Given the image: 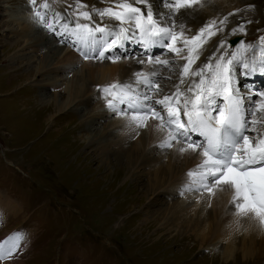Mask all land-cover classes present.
<instances>
[{"label": "rangeland", "instance_id": "obj_1", "mask_svg": "<svg viewBox=\"0 0 264 264\" xmlns=\"http://www.w3.org/2000/svg\"><path fill=\"white\" fill-rule=\"evenodd\" d=\"M89 1L80 0V3L87 5V9L80 10L92 13L93 26L99 24L113 29L118 25V21L108 16L101 19L93 11L115 7L114 0ZM43 2L44 0H37V6ZM47 2L52 12L61 13L67 20L75 23L76 17L69 16L68 13L76 10L77 0ZM99 3L101 6H98ZM242 3V9L251 10L257 17L252 19L248 14H240L243 19L235 18L245 25L246 34L239 32L231 39L223 38L225 49L238 46H234L237 44L235 37H241L242 41H245L254 36V46H259L260 38L264 37V0H243ZM50 10L48 14H53ZM23 15L25 21L18 23L16 16ZM232 19L233 17H229L230 21ZM249 20L252 23H247ZM113 21L117 25H113ZM37 24L33 19L30 0H0V247L6 253L5 257L0 259V264H264V226L251 214H237L235 218L230 213L233 212L230 208L231 198L224 195V191H217L216 196L207 195V201L211 200L208 208L211 210L214 206L218 207L217 216L220 222L214 227L209 226L202 232L194 230L189 224L183 227L181 223H164V217L169 219L171 216L170 205L186 198H189V204L185 210L189 213L187 219H190V213L194 211L193 205L197 202L193 197H203L206 192L202 194L185 191L186 185L192 179L188 172L197 162H202V157H194L184 162L186 155H191L179 153L176 148L180 145L173 144L171 148L160 147L163 138L157 130L159 121L149 117L147 127H136V130L128 132V135L132 140L143 139V132L150 129V144L143 148L147 151L153 150L155 157H160L159 162L154 165L155 168L167 166L170 161H174L172 155L175 152L180 154H175L176 164L172 167L180 164L184 170L174 174L172 181L182 180L183 187L178 186L175 191H170L168 187L158 191L157 197L156 192H147L146 185L152 175L148 172L152 167L137 171L134 173V179L125 169L110 175V167L116 163L114 157L112 163L105 167L104 157L95 158L100 151L95 150L93 145L87 146L90 137L96 133L100 134L103 127L110 122L119 121L132 125L131 115H121L119 111L108 107L107 101L111 97H106L102 90L110 83L123 81L136 70L135 61L130 59H134V56L147 58V55H152L166 57L174 62L170 65L172 71H169L168 67H162L169 75L163 76L161 82H158L162 91L156 95L157 98L165 95L163 88L167 85L166 82L173 84L175 77L179 79L185 61L174 53H166L163 48L157 51L159 46L150 48L146 53L143 44L138 42V37L130 39L124 47L115 50L116 54L121 52V60L126 59L125 61H81L84 58L78 49H88L79 42L73 46L74 38L71 36L64 46L58 45L52 37L53 40L50 41L53 44H45L40 47V51H31L34 49L31 46L26 48L27 53L35 56L34 60L28 62L26 56L30 55L25 56L20 49L27 44V39L21 35L32 32V28V33L41 35L38 37L41 39H45L49 33L54 35L46 27H38ZM191 33L192 31L189 35ZM106 38V35L100 36L101 40ZM210 44L213 45L214 40L210 41ZM127 47H131L130 53L126 51ZM53 49H62L64 56L59 62L53 60L51 70H55L53 75L58 84H48L45 92L40 81L46 72L38 75L36 67L40 65L42 54H48ZM252 59L258 60L259 64V47L252 49L248 60ZM86 62L96 65H126L128 69L123 72L121 68V73H117L115 81L100 84L90 80L94 83L89 86V90L78 99L75 97L76 100L72 97L65 103L72 101V107L57 113L48 104V100L50 102V97L57 95L65 101L68 93L67 89L62 87L63 82L74 80L75 83V79L80 75L79 69ZM67 64L73 67L68 72L65 68ZM245 81L247 83L242 89L245 96H248L247 92H253L250 94L252 98L259 99L256 92L264 90V73L256 70L255 74L247 76ZM84 96L91 99L89 104L81 107ZM218 103H221V98H218ZM116 107L127 111L126 105L117 104ZM72 109L80 111L78 114L83 118L89 115L91 118L94 113L98 115L99 112L104 115L102 119H98L101 122L99 127L90 128L88 131L80 129L81 120L74 118ZM138 130L141 135H138ZM122 166L124 167V164ZM138 176L142 179L141 182L136 180L140 179ZM157 179L162 177L158 176ZM181 182L177 184L180 185ZM229 194L232 197L231 191ZM218 197L222 203H217ZM153 200L160 203L153 204ZM246 224L249 227L245 230ZM18 232L22 239L15 235ZM234 236L237 238L235 244ZM224 246H227L226 256L222 254ZM10 249L13 251L8 255Z\"/></svg>", "mask_w": 264, "mask_h": 264}, {"label": "snow or ice", "instance_id": "obj_2", "mask_svg": "<svg viewBox=\"0 0 264 264\" xmlns=\"http://www.w3.org/2000/svg\"><path fill=\"white\" fill-rule=\"evenodd\" d=\"M159 2L168 9L167 14L154 9L150 0H134V3L115 0V7L93 9L101 19L108 16L118 21L116 30L99 24L93 26L92 13L80 10L87 7L80 0H77L76 10L68 13L76 17L74 25L58 12L49 17L47 0L39 6L37 0H30L33 19L54 34L74 37L73 46L76 42L83 44L88 51L78 50L85 60L108 59L115 63L123 58L115 50L124 47L134 37H138L146 53L159 46L166 53H174L183 59L185 63L180 70L179 82L174 85L175 91L155 98L162 91L158 83L159 71H136L134 80L103 87L106 97H111L107 101L108 107L121 115L130 114L131 122L137 128L147 127V121L152 117L159 121L157 130L166 131L160 147L171 148L177 144L181 154L193 153L202 157L196 169L188 172L192 179L185 191L215 196L217 191L229 189L236 213L242 216L251 214L264 226V90L256 92L259 99L254 100L241 91L238 79L233 86L234 72L249 76L257 70V61H249L243 55L248 49L259 47L261 59L258 67L264 73V37L260 38L259 46L241 41L240 47L231 53L226 51L221 40L207 62L193 69L192 65L203 53L202 46L211 36L222 32L230 23L229 17L241 10L213 18L199 27L196 35H189L191 30L186 23L187 17L177 20V14L182 10L203 7L202 0ZM81 20L87 22L82 23ZM231 31L233 35L237 32L246 34V27L240 24ZM104 35L107 38L101 40L100 36ZM136 62L145 64L143 58ZM147 63L168 67L172 71L170 65L174 62L148 55ZM186 80L189 86L182 90ZM141 86L146 89L143 93L139 91ZM218 98H222L221 103H218ZM117 104L126 105L127 111L117 109ZM156 105L160 108L157 109ZM193 134L202 139H193ZM15 235L22 239L19 232ZM12 251L10 249L7 254ZM5 255L0 247V259Z\"/></svg>", "mask_w": 264, "mask_h": 264}, {"label": "bare ground", "instance_id": "obj_3", "mask_svg": "<svg viewBox=\"0 0 264 264\" xmlns=\"http://www.w3.org/2000/svg\"><path fill=\"white\" fill-rule=\"evenodd\" d=\"M91 1H93V0H90L89 2H91ZM114 2H115V0H114ZM129 2L134 3V0H129ZM150 2L153 3L154 9H158L160 12L167 14L168 9L166 7H163L160 4L159 0H150ZM202 2H203V7H194L193 9L182 10L181 13L177 14V20H179L182 17H187L186 23L188 24V27L192 31L191 35H196L198 33L199 27H201L203 24L207 23L209 20H211L213 18H222L223 16L227 15L229 12H234L237 9H240L241 11L239 13H237V15L231 16V17H233V19H232V21H230V23L227 25V27L224 28V30L222 32H217L215 35L211 36V38H209L207 41L208 43H206V44H204V46H202L203 47V53L200 56V58L198 60H196L195 63L192 65L193 69L200 67L205 62H207V58L210 55H212V53L219 46V42L223 38L231 39L234 36L239 34V32H237L236 34L233 35L232 31H231L234 27H237L238 25H240L242 23V21L241 22L236 21L235 18L238 20L243 19L242 17H240V14H248L249 16H251L252 19H255L257 17L254 13L251 12V10L245 11L244 9L241 8L244 5L242 3L243 0H202ZM94 5H98V4H94ZM98 6H101V3H99ZM138 6H140L142 8L145 7L144 5H138ZM28 13H30V12L28 11ZM48 13H49V11H48ZM48 13H47V15L49 17H51L52 14H48ZM231 17H230V19H231ZM15 20H17L18 23L24 22L25 21V15H23L22 17L16 16ZM18 20H21V21H18ZM29 24H31L30 21H29ZM37 25L39 27L40 24H37ZM113 25H117V24L113 21ZM118 27H119V23L114 29L118 30ZM33 30H34V28H32L31 31L33 32ZM32 32H26L25 34L21 35V36H23V38L27 39L26 40L27 44L20 48L22 54H24L25 56L30 55V53H27V51H26V48H28V47L30 48V46H31V48L34 47V49H31V51H34L36 49H37V51H40V47L44 46L45 44H47V43L53 44L52 41H50V40H53L52 37L57 41L58 45H63V46L71 38V35H68V34H66L64 37H61L60 35L54 36V35H56L54 33H53L54 35L52 36L49 33L48 34L49 36L47 35L45 39H41V38H38L41 35H34ZM253 37L254 36H250L248 40L245 39V41H243V42L245 44H252L253 45ZM64 38H66V39L64 40ZM72 38H74V37H72ZM212 40H214L213 45L210 44V41H212ZM235 40H236L237 44L233 43V42H232V44H236L234 46H237V45L238 46L236 48L233 47L230 49H226V51H229L228 53L234 52V51H236V49L238 47H240V42L242 41V38L241 37H235ZM16 41H18V43H19V39H17ZM208 46H212V47L208 48ZM126 51L128 53H130L131 47H129V48L127 47ZM257 53H258V51H257ZM120 54H121V52H120ZM251 54H252V49H248L246 52L243 53V55L247 59H248V57H250ZM254 54H256V53H254ZM33 55L34 54H31L30 56H26V59L28 62L31 60H34L35 56H33ZM217 55H219V53H217ZM19 56H18V58H19ZM63 56H64V53H63L62 49L61 50L53 49L52 51H49L48 54H46V53L42 54L41 59H40V65L38 67H36L37 68L36 72H39L38 75L41 72H46V74H47L46 75L44 73L45 75L43 78H41L42 81H40V82H42V84H40V85H41V87H43V89H45V92L47 91L46 86H48V84L57 83V81L54 79V75H53L54 74L53 72L55 70H53V71L51 70L53 68V67H51L53 60L54 61L58 60V62H59L62 60ZM252 56H254V55H252ZM144 57L134 56V59H130V60L135 61L136 65H137L136 70L132 69L134 72H132L129 76L125 77L123 81H119L116 83H123L125 81L134 80L135 79L134 73L136 71L148 72V71L158 70L159 71L158 82H161V78L163 76L169 75L168 71L164 70L162 67H160V66L158 67L157 65H149L147 63V58H144ZM78 58L81 59L79 55H78ZM139 58H143L145 60V64L137 63L136 61ZM160 59H166V57H164V58L160 57ZM88 60L91 62L100 61V62L113 63L112 61H110L108 59H104V60L88 59ZM125 60L126 59H123V60L117 61L115 63L125 61ZM81 61H87V60L81 59ZM258 65L259 64L257 63V70H259ZM25 67H27V66H25ZM65 68H66V72H68V70L72 69L73 67H72V65L67 64ZM121 68L123 69V72H125L128 69V67L126 65L122 66V65H116V64L113 65V64H106V63L96 65V64H91L89 62H86L79 69L80 73H79V70L76 71V73L77 74L79 73L80 75L78 76V78L75 79V83H73L74 80L71 82H70V80H68V82H66V81L63 82L62 87L67 89L66 91L68 93L67 99L65 101H62L60 97H58L57 95H54V96L50 97V102L48 100V104L51 105L52 109L54 111H56L57 113H58V111H62L65 108L67 109L69 107H72V105H71L72 101L70 103H67V104H65V103L69 102L70 99H72V97L74 98V100H76L75 97L78 99V97L80 95H84V93L87 90H89V86L91 84H93L94 82L103 84L107 81H109V82L115 81V77H116L117 73H121V72H119V70ZM14 76H17V75H14ZM246 77L247 76H244L242 73L234 72L233 78L235 80L233 79V86L234 87L236 86V80L238 79L240 88L242 90L244 84L247 83L245 81ZM176 78L177 77L174 78L175 82L173 84L166 82L167 85L163 88V91L165 94H168L170 92L175 91L174 85L179 82L180 77H178L179 79H176ZM193 79H198V78L193 77ZM90 80H93L94 82H91ZM110 84H113V83H110ZM94 86L98 87V85H94ZM188 86H189V82L186 80L185 84L182 85L181 88L185 89ZM139 91L141 93H143L146 91V89L143 86H141L139 88ZM242 92H243V90H242ZM251 93H253V92H247V95H250ZM93 96L94 95L92 94L91 95L92 99H93ZM100 96L103 97V94L101 92H100ZM155 98H157V97H155ZM90 99H91L90 97L85 98V96H84L82 99V103H80L81 107L84 105H87V103L90 101ZM156 107L160 108L159 105H156ZM78 108H80V107H78ZM71 111H74L73 116L76 120H79V119L81 120L79 123L80 124L79 126L81 127L80 129L84 128L87 130L90 128L99 127L98 125L101 122L98 119H100L104 115V113L99 112L98 115H96L94 113V115L91 116V118H89L90 115L87 118H83V117L79 116L78 113L80 111H78L77 109L76 110L72 109ZM85 115H88V114H85ZM134 130H136V125L134 123H132V125H131L130 123L125 124V123H122L119 121L110 122V123H108V125L106 127L105 126L103 127L102 131H100V134L96 133L95 135L90 137V140L88 141L87 146L93 145V148L95 150L100 151L98 155H95V158L98 156L104 157L105 167H108L112 163L113 157H114L116 163L111 165V167H110L111 172L109 173L110 175L112 173L119 171V170L125 169L127 174L129 176H131V178L134 179V173H136L137 171H140L142 168L152 167L151 171L148 172L149 175H151V174L152 175H151V178H149L150 180H149L148 184L146 185V188H147V192L148 191L154 192V193L156 192V197H157L158 191L160 192L164 189L166 190V188H168V187L170 188V191H175V189L178 186L183 187V182H181L182 180L179 181V182H181L180 185L177 184L179 182L172 181L174 174H176L180 170H184V167L180 164H179V166H176L175 168H173L175 166L174 163L176 162V157H175L176 152L172 155L174 158V161H172V162L170 161V164H168L167 166L161 165V166L155 168L154 165L157 162H159L160 157H155V155H154L155 153L153 152V150L147 151L146 148H143V146L147 147V144L149 143V140H150L149 138L151 137L150 129H147L146 132H143L144 137H141L143 139H139V140L138 139L132 140L130 138V136L128 135L129 134L128 132H132ZM138 133H139L138 135H141L140 131ZM160 133L161 134H159V136L162 135L163 139H161V140L163 141L165 139V136H166V131H160ZM193 139H200V138L197 137L195 134H193ZM178 148L179 147H177L176 149H178ZM178 152L176 155H180L179 154L180 152L179 153ZM187 155L184 158L185 159L184 162L188 161L189 159L192 160L194 157H196L197 159H199V157H201L200 155L193 154V153H190V155H191L190 157H188L189 155L188 156ZM104 164H101V166ZM123 164H124V167L122 166ZM199 164H200V161L197 162L196 166L191 170L196 169L197 165H199ZM105 167H102V168H105ZM113 167L115 169H113ZM158 176H161L162 179H157ZM113 177H114V175H112V178ZM136 180H138L140 182L142 181L141 178L140 179L137 178ZM223 191L225 192L224 195H227L228 198L229 197L231 198V195L229 194V192L231 190L225 189ZM207 195H208V193H205L202 195L203 197H195V198L193 197V199L194 200L196 199L195 201H197V202L193 205L194 211H192L190 213V215L192 214L190 219H187V216L189 213H186V210H185V207L189 204L188 203L189 198L181 199V200H177L176 202H173L170 205L171 207L169 209L171 216L169 217V219H167V217H164L165 218L164 223H169V224L175 223V225L181 223L183 227H185L186 224H189L193 227L194 230L202 231V232L205 230V228H208L209 226L214 227V225H216V223L220 222V220H218L219 217L217 216L218 215V210H217L218 207L216 208L214 206V208L211 210L208 208L211 200L207 201L208 196H209V195L208 196ZM216 200H217V203H222L221 198H220L221 201L219 200V197L216 198ZM155 202L157 204L160 203V202L158 203L157 200L156 201L153 200V204ZM230 208H232V211H233L230 213H232L234 215V217L236 218L237 213L234 212V211H236L234 206L232 205V207H230ZM230 213H228V214H230ZM247 227H249L248 224H246L244 226L245 230L248 229ZM236 241H237V238H236V236H234L233 237V244H235ZM244 241H245V238H243V242ZM226 247L227 246H224L223 253H222L223 256L228 255V251H226ZM231 252H233V250Z\"/></svg>", "mask_w": 264, "mask_h": 264}]
</instances>
